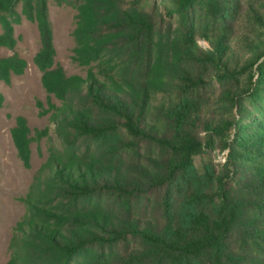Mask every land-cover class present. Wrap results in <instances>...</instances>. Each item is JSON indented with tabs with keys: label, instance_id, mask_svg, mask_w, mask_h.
<instances>
[{
	"label": "trees",
	"instance_id": "trees-1",
	"mask_svg": "<svg viewBox=\"0 0 264 264\" xmlns=\"http://www.w3.org/2000/svg\"><path fill=\"white\" fill-rule=\"evenodd\" d=\"M49 1L75 10L71 60L84 74L55 62ZM240 10L0 0V46L12 50L0 82L24 72L14 25L34 22L50 121L32 133L16 115L10 128L24 167L33 140L47 154L19 196L5 264H264V40L237 31ZM216 149L219 164L195 162Z\"/></svg>",
	"mask_w": 264,
	"mask_h": 264
},
{
	"label": "rangeland",
	"instance_id": "rangeland-1",
	"mask_svg": "<svg viewBox=\"0 0 264 264\" xmlns=\"http://www.w3.org/2000/svg\"><path fill=\"white\" fill-rule=\"evenodd\" d=\"M241 10L236 23L237 31L264 40V25L255 21L253 11L264 16V0H240ZM49 17L53 28V41L56 50L55 62L59 63L66 73L84 74L83 67L71 60L73 38L71 31L74 26L75 10L68 5H58L48 2ZM17 38L14 50L26 60V68L22 74L12 75L9 83L0 82V264H5L8 256V241L15 222L24 212V205L20 201L27 191L34 171L46 157V139L30 143V166L24 167L16 154L11 140L10 128L14 124L16 115L27 118L33 133L34 129H41L50 125L49 112L41 113V108L47 107V96L40 82V71L32 61V56L39 46L38 30L34 22L22 19L14 25ZM201 45L204 42L199 40ZM12 52L0 46V56ZM53 102H58L51 98ZM40 102V105L38 104ZM41 107V108H40ZM53 134V131L50 130ZM210 161L219 164L222 152L217 149L196 157L195 162Z\"/></svg>",
	"mask_w": 264,
	"mask_h": 264
}]
</instances>
